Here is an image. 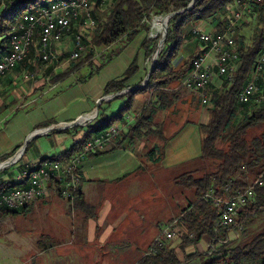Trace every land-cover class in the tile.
<instances>
[{"label": "crops", "instance_id": "0c3cea01", "mask_svg": "<svg viewBox=\"0 0 264 264\" xmlns=\"http://www.w3.org/2000/svg\"><path fill=\"white\" fill-rule=\"evenodd\" d=\"M2 1L0 0L1 7L5 8V3L3 4ZM5 12L6 9L0 14V18ZM229 15L230 13L227 12V20ZM224 18L223 15L221 20ZM250 19L256 20L255 16L247 15L245 21L236 30V35L243 36L246 43ZM192 26L193 28L200 26L211 32L216 31L215 25L211 22L193 23ZM190 33H192V30ZM191 35L195 37L193 34L186 36L183 45V48L186 46L185 48L190 52L189 56L184 57L180 54L175 61V65L199 52V42L198 40L192 41ZM146 37L145 34L138 47L133 46L135 39L113 60L116 61L123 56L125 57L126 65L120 73L113 75V71L109 67L111 64L106 65L99 72L100 75L107 71V76H105L106 78L101 76V81L95 92L88 84L97 75L89 81L85 80V84L81 86V89L77 85L71 86L59 92L55 96L56 99L44 104L61 109L46 111L41 121L32 123L30 129L26 132V136L36 131L39 124L47 121L52 120L53 124L51 126H53L74 123L87 116L97 117L95 103H100V100L106 97L104 89L107 83L123 77L133 60L137 58L138 73L128 83L130 90L138 92L134 97L132 108L135 114L130 116V122H125L122 125L123 132L126 134L129 128L134 126L136 117L150 104L151 107L149 108L154 109L155 122L163 124V137L166 141L162 142L156 136L150 134L147 137L144 136L141 140H137L136 143L127 140L123 146L111 153L99 156L89 155L82 160L79 168L81 175L79 190L85 202L96 209V216L93 218H88L83 212L76 210L74 202L62 199L58 194L57 184L50 182L44 198L30 203L22 209V214L27 216L23 224L27 225L26 230L28 233L21 240V245L28 248V251L27 249L20 250L19 259H26L20 262L21 264H137L148 253L156 240H162L165 245L175 248L182 260H184L185 254L191 255L196 251L200 253L207 251L209 243H205L206 240L195 246L190 245L184 251L180 249L181 237L185 234V227H183L181 220L183 212L189 209L192 204L197 203L198 197L195 190H183L182 187L176 184L177 178L187 173L193 172L196 178L202 177L207 164L200 159L202 157L200 125L207 122L203 121L198 124L192 120L187 121L181 124L175 132L166 134L167 118L162 119L160 113L171 111L174 108L170 110L157 109L158 105L155 104L151 94L148 91H142L143 83L151 70L150 59L146 57L145 51L141 48ZM195 39L197 38L195 37ZM67 40L69 39L58 46L61 60L67 54L68 48H71V43L68 46ZM131 46L133 48H130ZM129 49H132V51L129 52ZM42 66L39 61L29 58L0 79V112L5 107H10L13 104L15 106L20 101L15 113H21V116H23L28 107L43 99L39 97L36 100L31 99L29 101L30 98H33L32 95L45 91L49 87V90L54 88L56 84L50 82L54 71L49 75V68L46 69ZM33 70H38V78L37 82L32 85L25 78L27 72ZM223 83L222 79L214 77L211 87L213 90H220L223 88ZM175 88H179L182 92L181 99L176 106L179 104L183 105L184 108L190 106L193 97H197L201 101L200 95L184 88L182 82L175 84ZM11 92H13V95H11ZM47 94L48 92L43 93L44 96ZM6 96H8L7 102L5 100ZM13 96L16 101L12 103L10 100L13 99ZM124 98L128 99L127 97ZM89 100H92L94 104H89ZM105 102L108 101L100 103L99 114L94 121L101 120L103 117H112L119 112L120 109L116 113H111V108L107 105L104 106ZM150 109L148 113L151 112ZM93 122L85 126L81 125L83 128L78 130L81 132L79 140H74L69 148L64 147L65 142L62 145H56L48 149L42 154L38 152L37 156L23 161L34 165L31 167L32 169L38 167L39 162L44 159L53 158L54 160L55 158V160L63 162L71 160V158L64 159L63 155L71 150L77 142L84 140L86 128ZM115 125L119 126L118 124ZM153 130H156L155 126H153ZM50 132L41 135H49ZM64 133L69 137H75L78 132L74 129H67ZM38 138L39 136L33 138V141ZM111 145L115 146L116 144ZM156 147H159L160 151L150 156L149 152ZM108 148L111 149L112 147L109 146ZM52 150L58 151H56V154H52ZM15 151L10 147L3 149L0 143L1 158L10 156ZM160 153L162 158L157 161ZM19 172L20 169L16 171L10 168L0 172V185L7 183L16 184L17 187L25 186V183H21L29 180L17 181L16 175ZM6 190L9 189L3 191ZM6 217L8 216L0 218ZM166 230L174 232L176 237L167 240L164 234ZM188 264H200V261L195 260Z\"/></svg>", "mask_w": 264, "mask_h": 264}, {"label": "trees", "instance_id": "16d2710c", "mask_svg": "<svg viewBox=\"0 0 264 264\" xmlns=\"http://www.w3.org/2000/svg\"><path fill=\"white\" fill-rule=\"evenodd\" d=\"M56 1L58 0H8L5 2L6 12L0 18V60L11 51L9 44L11 27L26 14L35 12L39 8H47ZM193 1L111 0L104 6H96L93 16L97 28L91 42L85 41L88 48L78 58L70 60L71 63L66 72L53 73L51 75L52 83H59L86 64L93 67L94 58L98 57L97 52H99L101 64L95 71L99 73L143 31L149 34L150 23L155 17L177 13L169 20L164 49L158 57L147 85L142 88V91H148L151 94L155 104L158 105L157 109L175 108L182 96L181 90L175 88V84L184 80L198 55L197 52L194 56L175 65L186 39L185 28L193 23L211 22L215 25L217 32L224 31L228 24L227 12L236 0ZM223 15L225 18L221 20ZM251 15L255 16L260 25V30L254 34L251 44L247 45L243 36L236 38L238 36L236 30L244 21L231 33L240 54V67L232 82L224 81L223 88L220 90H213L210 86L207 91L211 98L205 105L209 108V119L207 123L200 125L202 133V157L200 159L207 164L203 175L196 178L192 172L184 174L176 180V184L183 190H195L198 197L197 203L192 204L189 209L183 212L181 220L186 233L184 232L185 234L181 237L180 249L184 251L186 247L199 244L203 240L212 246L215 245V248L213 250L208 247L206 252L185 255L182 260L175 248L160 241L161 246L157 245L153 250L150 247L148 253L137 264H188L195 260H199L200 264H264V228L254 238L246 241L250 226L256 222L259 216L264 215V132L261 136L248 138V132L251 129L264 125V104L240 103L238 100L240 91L250 78L253 63L264 51V0L253 7L248 16ZM76 30V27L72 28L73 33ZM160 38V35L155 38L147 36L143 40L141 48L145 51L147 58H151L158 50ZM120 42H124L123 47L109 52L110 47ZM33 44L29 58L40 62L36 54L39 45L38 33L34 36ZM65 56L69 57L70 53ZM137 61V58L133 60L123 77L107 83L104 89L105 96L117 94L130 88L129 81L138 73ZM54 68V65L49 67V75L54 71ZM260 85L264 86V79L261 80ZM137 93V91L127 92L115 98V100L124 97L128 99L117 114L109 118L103 117L88 125L84 140L77 142L71 150L66 152L63 155L64 159L75 157L87 141L104 133L115 124L121 122L124 124V117L132 111L134 97ZM149 107H151L150 104L141 111V114L136 117L134 126L130 127L126 134L124 132L121 134V138L114 143L115 146L110 145L111 149L107 148L92 155L111 153L123 146L127 140L136 143L137 140L150 134L165 142L163 124L155 122L154 109ZM149 109L151 112L148 113ZM52 124V120L47 121L39 124L36 129L48 128ZM153 126L156 127V130H153ZM158 151L160 148L156 147L149 152V155H154ZM10 156L0 157V162L1 159L2 162L6 161ZM161 158L162 154L160 153L157 161ZM23 162L25 163V161ZM18 166L20 170L24 167L22 163ZM260 177L263 180V185L254 186L255 198L253 202L246 206L238 216V223L242 226L239 237L232 238L226 244L221 243L228 239V230L217 231V211L211 204L203 202L201 197L210 189H214L218 194H223L224 186L230 182L233 192H243ZM27 182L29 184V181L25 180L21 183H25V186L19 187L16 184L2 183L0 191L9 192L14 188H23L28 185ZM5 189L9 190L3 191ZM74 208L83 212L88 218L96 216V209L85 202L80 190L76 193ZM20 214H22V210L9 212L0 210L1 217ZM190 234H193V238L189 236Z\"/></svg>", "mask_w": 264, "mask_h": 264}, {"label": "built area", "instance_id": "2783aa9c", "mask_svg": "<svg viewBox=\"0 0 264 264\" xmlns=\"http://www.w3.org/2000/svg\"><path fill=\"white\" fill-rule=\"evenodd\" d=\"M8 0H3L4 4ZM262 0H236L229 10V19L226 29L222 32L207 31L203 27L195 26L192 34L199 42V52L193 62L192 69L182 81L187 90L200 95L201 103L207 105L210 101L208 94L213 78L218 77L228 83L232 82L240 64V54L231 33L243 21L248 14H251L253 7ZM111 1L107 0H76L73 3L51 4L47 8H39L30 15L22 17L13 25V34H9V44H13V53L4 55L0 62V79L9 72L16 69L22 62L29 59L34 46L33 39L38 33V48L36 54L42 64H49L60 60L58 46L71 37V51L69 60L79 57L88 48L85 44V36L73 27H85L92 29L94 19L93 12L96 6H104ZM154 63V62H153ZM34 74H27L26 79L30 80ZM264 79V51L252 65L250 78L240 91L238 100L240 103L264 104V86L260 85ZM92 116L81 118L80 122L86 123ZM131 117L125 122H130ZM123 126L114 125L107 132L101 133L89 140L81 152L67 162L53 163L52 159H44V170L39 175H34L31 185L24 188H14L11 192H0V210L20 211L28 204L45 197L50 182L57 184L59 196L69 202H74L76 193L81 183L80 164L82 160L92 154L106 150L111 144L121 138ZM19 153L16 155V157ZM15 157V158H16ZM12 158V163H19L18 158ZM8 161V160H7ZM0 162V172L9 169L12 165L9 162ZM24 166L16 175V180H23L25 174H31V167L34 165L22 163ZM255 185H263L262 178L255 180L243 192H233L232 183L223 188V194H218L214 189L208 190L202 197L203 202L211 204L217 211V231L228 230L233 232L234 239L238 238L242 226L238 223L240 212L253 202L255 198ZM165 238L172 240L176 234L172 231H165ZM193 237V235H190ZM232 239L221 241L226 244ZM162 240H156L151 250L157 245L161 246ZM215 248V245L208 246Z\"/></svg>", "mask_w": 264, "mask_h": 264}, {"label": "rangeland", "instance_id": "374dc122", "mask_svg": "<svg viewBox=\"0 0 264 264\" xmlns=\"http://www.w3.org/2000/svg\"><path fill=\"white\" fill-rule=\"evenodd\" d=\"M3 10H5V8H2L0 6V14L3 13ZM161 19L163 20V18H161ZM152 22L150 23L151 28H150L149 34H147L146 32L143 31L144 33L142 32L140 34V36H138L136 38V40L133 42V44H134L133 46L138 47V45L140 44V42L144 38L145 34H146V36L152 35V28H153ZM163 22H164V20H163ZM249 22L250 23L248 26L247 44H251L252 37L254 36L255 33H257L260 30V25L258 24V22L256 20L250 19ZM96 28L89 29V28H86L84 25V27H78L77 30L82 32L84 34L87 42L90 43L92 40V37L94 35V32L96 31ZM192 28H193L192 24L187 25V27L185 28V35L186 36L192 34V33H190ZM162 34H163V32L160 33L159 35L162 37ZM152 37H153V35H152ZM191 37H192V41H194V40L197 41V39H195V37H193L192 35H191ZM239 37L240 36H236V38H239ZM153 38H155V37H153ZM67 41H68V46H69V44L71 43V37ZM123 45H124V42L117 43V44H115L109 48V52L116 51V50L120 49L121 47H123ZM133 46H131L130 48H133ZM185 47L186 46H184L181 54L184 57H187V56H189L190 52H188ZM70 51H71V48H68L67 54L70 53ZM128 51L131 52L132 49H129ZM97 54H98L97 55L98 57L94 58L93 67L86 64V65L82 66L81 68H79L74 73L69 74L66 78L63 79L62 82H60L58 84L56 83V85L54 86L53 89L49 90L50 89V87H49L45 91H41L40 93H38L36 95H32L31 97H33V98H30L29 101L31 99L36 100L39 97H42L43 99L40 100L38 103L32 104L30 107H28L25 110L24 114L22 113L23 116H21V113H15V109H16L17 105L18 106L20 105V101L15 106L13 104L10 107H7V108L5 107L4 109H2V111L0 112V143H1V147L3 149H7L8 147H10L13 150L14 149L16 150L14 155L8 157L7 160H9L11 158H15L16 155L20 151L23 152L21 158L18 160L19 163H17V164L12 163L10 169L17 171L19 169L18 164L23 163V160H28V158H32L34 156H37L39 154L38 152H40V154H42L45 151H47L48 149H51L56 145H62L65 142H66V144H64V147L69 148L70 145H72L74 143V140L75 141L79 140L81 132L78 130H81V128H83L81 125L68 128L71 130L74 129L78 132L75 135V137H72V136L69 137L68 135H66L64 132L67 129L53 130L49 133V135H41L35 141H33L34 139H32L30 142H28L30 136L35 131L31 132L27 136H26V132L30 129V126L32 125V123L42 120V118L44 117V113L46 111H48V110L58 111L61 109L58 107H51V105H49V104L44 105V104L49 103L52 100L56 99L55 96H57L59 94V92L65 90V89H68L71 86H76V85L78 87L80 86L79 88L81 89V86L83 84H85V82H84L85 80L89 81V79H92L94 76L97 75L96 78L88 84V86H90V88L93 90V92L96 91V87L99 85V82L101 81V76H104V78H106L105 76H107L106 75L107 71H104L100 75H99V73H97L95 71L97 66L101 64V60L99 58V52H97ZM154 55L155 54H153L151 56V58H149L150 59L149 63H150L151 68H152V64H153ZM124 58L125 57L123 56L120 59H117L116 61H111L112 63L111 62L109 63V65L111 64L109 67H110V69H112L113 75L116 73H120L121 69L123 67H125L126 62L124 61ZM70 63L71 62L68 59V57L64 56L62 58V60H58L55 63L52 62L49 64H42L43 65L42 67L47 69V68L51 67L52 65H54V67H55L54 68V74H55L57 72H59V73L66 72V70H68V68L70 66ZM38 68H41V67H38ZM27 73L28 74L33 73L34 77L30 80H26V78H25L26 81H28L32 85L35 82H37L38 70L28 71ZM50 82L52 83V81H50ZM52 84H54V83H52ZM144 84H145V82H144ZM44 92H48V94L46 96H44L43 95ZM11 95H13V92H11ZM7 99H8V96L5 97L6 102H7ZM10 101L13 103L14 101H16V98L13 96V99L11 98ZM126 101H127L126 98H119L116 100L114 99V100H110L108 102H105L104 106L107 105L109 108H111L110 109L111 113H114V112L116 113L118 111V109H120L126 103ZM89 104H94V102L92 100H89ZM97 108H99L98 102L95 103V109H97ZM134 112L135 111L132 110L130 113H127L124 117V120H126L130 116H134V114H135ZM98 114L99 113H97V117H98ZM160 115H161L162 119L167 118V120H166L167 128L165 130H166V134H169V132H175L181 124H183L187 121L192 120L198 124H201L203 121L207 122L209 119V108L207 106L203 105L197 97H193V98H191V105L190 106H187L184 108L183 105L179 104L173 110L166 111L165 113H162V114L160 113ZM97 117H95V118H97ZM95 118L92 117V119H89V121H87L85 124L83 123L82 125L85 126L88 123L93 122ZM121 123L118 125L122 126L123 123L122 124ZM263 132H264V125L257 127L255 129H251L248 132V138L252 139V138L261 136ZM56 151H58V150H56ZM56 151L52 150V154H56L57 153ZM1 162H2V159H1ZM26 217L27 216H25L24 214H21V215H17V216H8V217L2 218V219L0 218V264H21L20 262H22L25 259V258H23L20 260L19 254H21V251H20L21 249L22 250L27 249V251H28V248H25V247H23L24 245H21V243H22L21 240L28 233V231L26 230L27 225L23 224V222H25V220H26L25 219ZM263 228H264V215H261L256 219V222L252 226H250L248 235L246 236V241H249L252 238H254L257 234H259L263 230ZM233 232L228 233V236L231 239L234 238ZM178 240H176V241H178ZM205 243H206V241H205ZM179 253H180V251H179Z\"/></svg>", "mask_w": 264, "mask_h": 264}, {"label": "water", "instance_id": "95a60500", "mask_svg": "<svg viewBox=\"0 0 264 264\" xmlns=\"http://www.w3.org/2000/svg\"><path fill=\"white\" fill-rule=\"evenodd\" d=\"M196 0H194L193 2H195ZM177 13H173V14H169V15H166V16H162V18L164 19L165 21V30L162 34V37L160 38V41H159V48L158 50L155 52V55H154V58H153V62H154V66L153 68L149 71L148 73V76H147V79L145 81V85L142 86V88H144L147 83H148V80H149V77L153 71V69L155 68L156 66V62L158 60V57L161 53V51L164 49V46H165V42H166V37H167V30H168V23H169V20L175 16ZM155 18H158V17H155ZM153 21V20H152ZM149 38H153L152 35L149 36ZM132 90L130 89H125L123 90L122 92L120 93H117V94H112V95H109V96H106L104 98H102L100 100V103L103 102V101H110V100H114L115 98L127 93V92H131ZM99 103V105H100ZM99 109L97 108V113H98ZM96 113V114H97ZM93 117V116H92ZM83 123L80 122V121H77V122H74V123H70V124H60V125H53V126H50L48 128H44V129H40V130H36L29 138L28 142H30L33 138L35 137H38L40 136L41 134H47L48 132L50 131H53V130H64V129H68L70 127H74V126H78V125H82ZM27 142V143H28ZM23 153V152H22ZM13 159H9L7 162H9L10 164L12 163Z\"/></svg>", "mask_w": 264, "mask_h": 264}, {"label": "bare ground", "instance_id": "6f19581e", "mask_svg": "<svg viewBox=\"0 0 264 264\" xmlns=\"http://www.w3.org/2000/svg\"><path fill=\"white\" fill-rule=\"evenodd\" d=\"M73 1H76V0H58V1H56V2H54V3H52V4H64V3H73ZM107 1H111V0H107ZM38 10V9H37ZM30 14H32V13H28V14H26V15H30ZM24 17V16H23ZM162 17H158V18H155L154 20H153V22H152V26H153V28H152V35H153V37H157L160 33H162V32H164V30H165V21L163 22V20L161 19ZM22 19V18H21ZM21 19L19 20V21H21ZM165 23V24H164ZM16 24V23H15ZM14 24V25H15ZM92 28H96V22H95V20L93 19V21H92ZM10 34H13V26L11 27V32H10ZM10 53L9 54H7V55H10V54H12L13 53V44H10ZM0 62H1V60H0ZM153 66H154V63L152 64V68H153ZM151 68V69H152ZM145 85V84H144ZM143 85V86H144ZM112 128V127H111ZM105 132H107V131H105ZM87 144H89V141H87L85 144H84V146H83V148L87 145ZM22 152H20L19 153V155L15 158V160L16 159H18V158H20L21 156H22ZM53 163H60L59 161H55V160H53ZM43 170H44V163H40V165L38 166V167H36V168H32L31 169V174H25L24 176H23V179H28L29 180V184L28 185H31V183L34 181V175H39L40 173H42L43 172ZM9 192H11V191H9Z\"/></svg>", "mask_w": 264, "mask_h": 264}]
</instances>
